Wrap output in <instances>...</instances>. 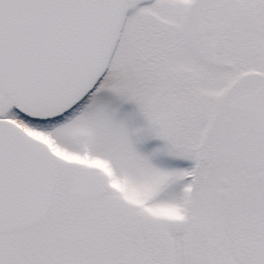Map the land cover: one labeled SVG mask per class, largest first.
Returning a JSON list of instances; mask_svg holds the SVG:
<instances>
[{
    "label": "snow or ice",
    "instance_id": "6c2138e0",
    "mask_svg": "<svg viewBox=\"0 0 264 264\" xmlns=\"http://www.w3.org/2000/svg\"><path fill=\"white\" fill-rule=\"evenodd\" d=\"M0 264H264V0H0Z\"/></svg>",
    "mask_w": 264,
    "mask_h": 264
}]
</instances>
